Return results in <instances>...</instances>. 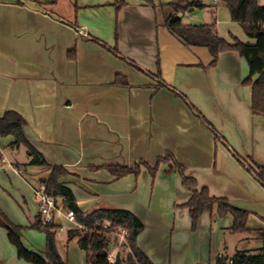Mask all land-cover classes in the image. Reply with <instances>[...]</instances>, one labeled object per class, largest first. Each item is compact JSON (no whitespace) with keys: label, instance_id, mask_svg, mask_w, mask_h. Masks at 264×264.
Listing matches in <instances>:
<instances>
[{"label":"crops","instance_id":"0c3cea01","mask_svg":"<svg viewBox=\"0 0 264 264\" xmlns=\"http://www.w3.org/2000/svg\"><path fill=\"white\" fill-rule=\"evenodd\" d=\"M169 1L0 0V117L12 111L23 119L29 144L47 165L66 170L59 181L82 213L131 212L142 224L137 246L154 264H214L236 251L264 252V186L246 167L249 159L264 166V118L251 112V89L242 83L247 62L224 51L211 66L207 48L184 45L162 24L161 6ZM200 4L179 14L184 24L213 23L228 42L254 43L224 2ZM157 59L161 80L154 76ZM117 75L128 85L114 84ZM14 141L0 137V211L23 223L24 247L43 255L45 234L30 226L39 216L35 191L49 170L28 165L26 147ZM166 152L198 189L246 210L248 230L233 233L232 216H219L216 207L192 228L183 206L190 192L170 162L154 175L143 165L120 178L107 169L139 161L153 167ZM20 197L26 222L5 210ZM55 224L68 225L61 215ZM74 242L57 230L61 259L86 264ZM0 264H30L17 257L2 227Z\"/></svg>","mask_w":264,"mask_h":264},{"label":"trees","instance_id":"16d2710c","mask_svg":"<svg viewBox=\"0 0 264 264\" xmlns=\"http://www.w3.org/2000/svg\"><path fill=\"white\" fill-rule=\"evenodd\" d=\"M143 3L152 4V0H141ZM225 3L230 19L237 22L245 35L254 40V43L242 42L235 37L228 42L219 37L215 25H191L184 24L180 13L192 8H201L200 0H170L161 8L166 11L162 16V24L184 45L205 47L211 55L210 65L217 62L219 53L235 51L245 59L249 68V75L243 80V85L251 89V112L264 118V6H260L257 0H221ZM36 3H39L36 1ZM73 52V51H72ZM113 52L117 53L114 48ZM157 72L154 75L160 77L159 63L156 60ZM252 76H256L255 79ZM161 80V79H160ZM118 85H128L125 77L117 75L113 82ZM161 81V85H162ZM23 119L15 112L6 111L0 117V137L12 135L15 138L13 145H24L30 156L28 165L45 167L49 170L48 176L43 180V191L53 197H61L66 208L72 209L77 214V221L84 226V230L70 229L67 231L68 240H75L78 247L85 252L87 264H112L109 253L113 248H128V253L121 254L122 264H154L147 255L141 251L136 243V238L142 229L141 222L129 211L124 209H96L90 213H82L76 206L72 192L59 181L66 174V170L60 166H49L41 155L29 144L23 133ZM161 162H170L181 179L182 186L190 192L188 201L183 205L188 208L191 219V227L195 228L200 215L216 207L217 214L224 216L230 214L233 222L230 230L233 233L247 231L246 210L231 205L224 198H216L209 195L206 188H197L194 178L185 173L183 165L178 163L173 155L166 152L163 157L157 158L153 167L144 161H139L133 167L126 165H108L107 169L120 178L127 174L137 175L140 165L154 175ZM255 179L264 186V166L249 159L246 165ZM102 219L111 223L110 228L96 227V223ZM0 227L6 229L9 242L15 247L19 259L30 264H66L59 256L55 235L58 225L54 223L43 224L39 218L31 224V228L45 234L46 245L43 255L35 253L24 247L21 241V227L10 223L0 211ZM124 228L127 232L126 244L119 245L116 233ZM231 264H264V252L261 248L252 251H236L230 259ZM227 260L216 258L214 264H225Z\"/></svg>","mask_w":264,"mask_h":264},{"label":"built area","instance_id":"2783aa9c","mask_svg":"<svg viewBox=\"0 0 264 264\" xmlns=\"http://www.w3.org/2000/svg\"><path fill=\"white\" fill-rule=\"evenodd\" d=\"M258 5L264 6V0H257ZM35 196L38 201V215L43 224L46 223H54L55 224V216L61 215L65 221L68 223L67 226L58 225V231L70 230V229H79L84 230L83 224L77 221V214L74 210L66 208L63 198L61 197H53L51 195L46 194L43 189H39L35 191ZM111 223L108 220L102 219L96 223V227H100L103 229L110 228ZM126 235L127 232L124 228H121L116 236L118 237L119 245L126 244ZM120 251L122 253H128V248H113L109 253V259L113 261L116 251ZM230 260H227L225 264H231Z\"/></svg>","mask_w":264,"mask_h":264},{"label":"rangeland","instance_id":"374dc122","mask_svg":"<svg viewBox=\"0 0 264 264\" xmlns=\"http://www.w3.org/2000/svg\"><path fill=\"white\" fill-rule=\"evenodd\" d=\"M247 40H248V38L246 37V36H244ZM238 39V38H237ZM238 40H240V39H238ZM241 41V40H240ZM8 193L10 192V191H7ZM10 194V193H9ZM11 195V194H10ZM13 198H14V196L13 195H11ZM15 198H18V197H15ZM17 202L19 203V205H18V203H16L15 202V204H14V202L12 201V202H9L8 201V203H6V208H5V210H7V212H8V214H9V216H11V218L13 217V220L14 221H16V222H19V221H25V216L27 215V204L25 205L24 203H22L23 201L21 200V197L19 198V199H17ZM14 214H19V215H22V217L24 218H22L21 219V217H18V216H15ZM10 220V219H9ZM10 222H11V220H10ZM26 222V221H25ZM12 223V222H11ZM13 224V223H12ZM21 225H20V227H21V231L22 230H25V226L24 225H22L23 223H20ZM19 226V225H18ZM21 235V234H20ZM74 246H75V249L77 250V251H81V250H79L80 248L76 245V243L74 242V244H73ZM62 255L64 256V253H63V251H62ZM87 264V263H86Z\"/></svg>","mask_w":264,"mask_h":264},{"label":"water","instance_id":"95a60500","mask_svg":"<svg viewBox=\"0 0 264 264\" xmlns=\"http://www.w3.org/2000/svg\"><path fill=\"white\" fill-rule=\"evenodd\" d=\"M26 5H29L31 7H34V8H38V5H36L35 3H32V2H29V1H23ZM112 264H122V260H121V252L118 250L116 251L115 253V256H114V259L112 261Z\"/></svg>","mask_w":264,"mask_h":264}]
</instances>
